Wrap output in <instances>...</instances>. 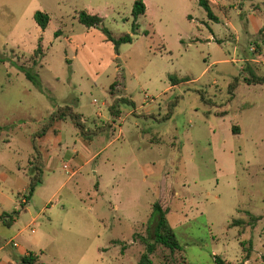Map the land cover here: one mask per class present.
I'll return each instance as SVG.
<instances>
[{
  "label": "rangeland",
  "instance_id": "1",
  "mask_svg": "<svg viewBox=\"0 0 264 264\" xmlns=\"http://www.w3.org/2000/svg\"><path fill=\"white\" fill-rule=\"evenodd\" d=\"M134 1L0 0V264H139L155 201L181 252L151 264H264V0H143L133 31Z\"/></svg>",
  "mask_w": 264,
  "mask_h": 264
},
{
  "label": "trees",
  "instance_id": "2",
  "mask_svg": "<svg viewBox=\"0 0 264 264\" xmlns=\"http://www.w3.org/2000/svg\"><path fill=\"white\" fill-rule=\"evenodd\" d=\"M198 4L200 6H202L205 11L207 12V15L209 17H213L212 11H211V7H210V3L209 0H197ZM145 10H146V6L143 2V0H135L133 5H132V9H131V15L133 18V23H132V30L135 31L137 29V24H136V19L138 17H140L141 15L145 14ZM34 20L35 22L41 27V28H45L50 20L49 15L44 12V11H40L37 10L34 12L33 14ZM78 20L85 26L87 27H95V26H101V30L102 32L105 34L106 39L110 40L113 45L116 47L118 46L120 43H125V42H131L132 41V37L130 34H123L119 37H113L111 32L103 25V18L101 16H99L98 14H91L87 11H80L78 14ZM248 74L250 75V78L245 77V82L247 84H251V83H264V73L258 75L257 72H255L252 68H247ZM26 76L30 79H32L34 81V83L38 86H40V83L38 82V80L36 78H33L32 76L26 74ZM119 84L117 80H115L114 82H112L110 84V94L114 96L115 92L114 88L115 86ZM236 82L230 86L231 88V92L232 90L235 88L236 86ZM116 104H112L110 106V111H113V109L115 108ZM118 112V111H116ZM66 117H68L71 122L79 129L81 134H84V132L86 131V127L84 124V119H82L81 114L73 111V109L71 108V106L69 105H65L62 107H59L57 109L56 112H54L52 114V120L55 119H65ZM52 122H50L49 124H51ZM37 152V151H36ZM36 158L38 159V161L36 162V167L37 169V173L38 175L31 177L30 179V185H29V193L31 194L32 191L34 190V187L41 182L40 179V174H41V163H40V156L37 153ZM40 166V167H39ZM168 212V208H163L161 206V204L158 201H155L152 203L151 206V213L149 216V219H151V221L154 222L153 224V228L151 231V239L148 241H145V246H146V252L142 255V257L139 260V264H151V259L149 257V255L154 251L156 245L161 246L162 249H164L165 251L167 250L169 254H173L177 251L181 252V245L179 244L178 240L176 239V236L174 234V231L172 229V227L170 226L168 219H167V214ZM15 215H17V212H13L12 214H5L2 215V222L6 225V226H10L12 221L14 220ZM255 219V217H254ZM166 248V249H165ZM181 256L183 257V255L181 254ZM35 257L31 254L28 255H20V259L23 263H27V264H45V263H41V262H35ZM216 261L218 264H223V261L216 256L215 257ZM183 264H188V262L184 261Z\"/></svg>",
  "mask_w": 264,
  "mask_h": 264
},
{
  "label": "crops",
  "instance_id": "3",
  "mask_svg": "<svg viewBox=\"0 0 264 264\" xmlns=\"http://www.w3.org/2000/svg\"><path fill=\"white\" fill-rule=\"evenodd\" d=\"M209 3H211V1L209 0ZM114 123V122H113ZM58 137V136H57ZM61 140V139H60ZM58 141H59V139H58ZM57 141V142H58ZM60 143V141L58 142V144ZM63 143V142H62ZM101 149H99L98 151H96V152H94V153H92L90 156H86V159H82L83 160V162H88V161H92V160H94L95 158H96V156H93V154H96V155H98V154H100V151ZM78 158V157H77ZM78 161H80L79 160V158L77 159ZM81 162V161H80ZM83 162H82V164L81 165H79V167L81 168L82 166H83ZM31 231H32V229H31ZM34 231V230H33ZM32 231V232H33ZM16 243V242H15ZM14 246H16V245H14Z\"/></svg>",
  "mask_w": 264,
  "mask_h": 264
},
{
  "label": "built area",
  "instance_id": "4",
  "mask_svg": "<svg viewBox=\"0 0 264 264\" xmlns=\"http://www.w3.org/2000/svg\"><path fill=\"white\" fill-rule=\"evenodd\" d=\"M250 49H251V50H254V48H253V47H251ZM32 231H33V229H32ZM13 244H14V245H16V243H15V242H13Z\"/></svg>",
  "mask_w": 264,
  "mask_h": 264
}]
</instances>
